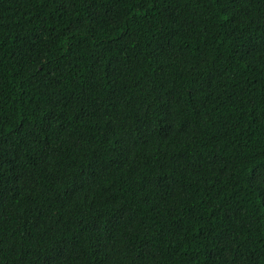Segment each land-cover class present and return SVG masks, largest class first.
Masks as SVG:
<instances>
[{
	"label": "trees",
	"instance_id": "trees-1",
	"mask_svg": "<svg viewBox=\"0 0 264 264\" xmlns=\"http://www.w3.org/2000/svg\"><path fill=\"white\" fill-rule=\"evenodd\" d=\"M0 264H264V0H0Z\"/></svg>",
	"mask_w": 264,
	"mask_h": 264
}]
</instances>
